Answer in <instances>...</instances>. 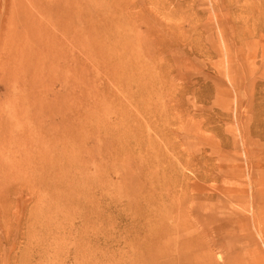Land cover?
<instances>
[{"label": "rangeland", "instance_id": "obj_1", "mask_svg": "<svg viewBox=\"0 0 264 264\" xmlns=\"http://www.w3.org/2000/svg\"><path fill=\"white\" fill-rule=\"evenodd\" d=\"M39 1L20 49L0 0V264H264V0Z\"/></svg>", "mask_w": 264, "mask_h": 264}, {"label": "bare ground", "instance_id": "obj_2", "mask_svg": "<svg viewBox=\"0 0 264 264\" xmlns=\"http://www.w3.org/2000/svg\"><path fill=\"white\" fill-rule=\"evenodd\" d=\"M61 1L62 0H55L56 6H58V4L61 3ZM27 2H28L29 6H27L24 2L19 3V7L21 8V11H22V16H25L26 18H30V20H31L29 24H27L23 28H19L20 30H17V33H15V36L17 37L18 42L20 43L19 45L18 44H15V45L17 48L20 47V49L27 47V45H25V44H28V43H30L32 45H36V44L40 43L38 35H29V34H30V32L37 31L39 29L40 26H38L35 17L37 16V14H40V15L43 14L46 7H48V5L44 4L43 1H39V0H27ZM62 8H63L62 14H64V16H65V11L67 10V8L63 7V6H62ZM49 21H52L51 16L49 17ZM53 26L57 27V29L60 30L63 34L68 35L69 30H61V27L64 29L63 23H61V25L55 23V24H53ZM44 32L47 35L49 34V30L47 28H45ZM39 37H40V35H39ZM52 37L53 36H51V38ZM44 47L47 51L48 48L46 46H44ZM23 57L27 60H30V58L28 56H23Z\"/></svg>", "mask_w": 264, "mask_h": 264}]
</instances>
